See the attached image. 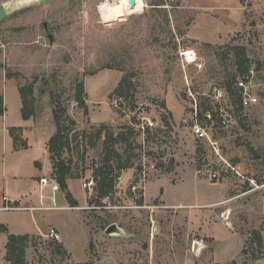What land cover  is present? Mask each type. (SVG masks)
Here are the masks:
<instances>
[{
	"label": "rangeland",
	"instance_id": "374dc122",
	"mask_svg": "<svg viewBox=\"0 0 264 264\" xmlns=\"http://www.w3.org/2000/svg\"><path fill=\"white\" fill-rule=\"evenodd\" d=\"M9 1L0 0V5ZM104 1L32 0L0 22V89L8 93L11 115L12 78L18 85L34 86L33 108L45 126L57 106L71 140L64 157L73 161L77 177L68 183L78 207L3 212L12 233L44 231L32 234L36 236L26 248L27 264H264V0H144L115 16L104 13ZM124 13L130 14L115 18ZM227 13L234 20L231 28L240 24L224 41L209 44L188 36L193 25V36L217 40L224 34L219 19ZM180 45L196 47L205 62L202 71L190 66L189 74L201 122L218 151L193 133ZM236 46L246 48L250 66L256 64L262 94L258 105L237 108L233 122L222 128L206 117L211 105L205 93L241 75ZM123 75L135 85V101L127 100V111L113 105L117 96L110 97ZM79 81L84 82L87 112L75 101ZM140 102L166 127L146 133L148 159L156 169L148 173L145 195H134L130 186L143 138L131 123L137 122ZM2 121L0 168L8 152ZM101 125L115 136L126 133L127 142L114 147L132 165L120 171L121 178L103 199L97 178L91 198L83 187L94 162L103 163L105 132L95 136ZM34 150L24 154L27 174L30 155L37 153L46 161L42 151ZM49 164L41 172L47 178L52 176ZM3 176L7 173L0 170V182ZM55 193L58 204L69 203L63 191ZM112 223L123 233L107 234ZM52 227L59 237L50 235ZM253 231L261 234V246L250 244ZM55 241L67 254L55 249ZM6 242L7 233L0 232V264H10Z\"/></svg>",
	"mask_w": 264,
	"mask_h": 264
},
{
	"label": "built area",
	"instance_id": "2783aa9c",
	"mask_svg": "<svg viewBox=\"0 0 264 264\" xmlns=\"http://www.w3.org/2000/svg\"><path fill=\"white\" fill-rule=\"evenodd\" d=\"M106 1V0H105ZM104 1V2H105ZM130 1V0H129ZM136 1V0H135ZM103 3V2H102ZM102 3L99 6V11L102 6ZM131 6H133L131 4ZM179 60L181 63L185 84L188 87V93L190 97V115L192 119V130L193 133L203 139H207L211 145L217 150L215 142L212 140V137L208 131L206 125L201 122V109L198 98L192 90V81L191 76L189 74V67L193 66L196 71H202L205 68V62L203 58L198 54V51L193 46L188 45H180L178 50ZM228 83V82H227ZM225 85H217L214 86L213 89L209 93H205L207 96V100L211 105V109L208 110L209 113L206 114V117L213 121L216 119L218 125L222 128H226L230 125V123L234 120L235 110L237 108L247 109L250 107H254L260 103V97L262 94V90L259 89L263 83L258 81V71L256 64L251 65L243 74L237 77L236 80L232 81L231 87L228 84ZM113 105L117 108L127 111L128 104L124 97L117 96L113 99ZM146 103L140 102L137 105V122L131 123V125L135 128L137 133L141 134L143 141L141 143L140 149V164L135 169L134 179L130 186L131 191L134 195H143V192L146 188V184L149 180L148 173L156 169V163L148 159V149L146 133L151 131L154 133L158 131V128H165L166 125L162 122H158V120L154 119L149 111L147 110ZM130 108V107H129ZM230 109L231 111H228ZM215 124V123H214ZM218 151V150H217ZM101 162L96 160L94 162V166L90 171V175L87 176L85 180H83V187L88 190L89 197L93 196L94 188L96 187L95 181V168L99 167ZM216 177V174H213ZM121 178V177H119ZM40 189L50 182L52 184L53 192L60 190L59 184L52 177L47 178L45 176L40 179ZM44 196L41 195V199ZM4 204L0 206V210L11 211V210H28V211H36V210H53L60 209L56 204L52 206H46L43 202L40 203L39 206H26L21 204L13 203L8 196L3 197ZM50 235L59 237L55 228L50 229Z\"/></svg>",
	"mask_w": 264,
	"mask_h": 264
},
{
	"label": "trees",
	"instance_id": "16d2710c",
	"mask_svg": "<svg viewBox=\"0 0 264 264\" xmlns=\"http://www.w3.org/2000/svg\"><path fill=\"white\" fill-rule=\"evenodd\" d=\"M244 2L245 0H240ZM234 49L237 51V55L241 57L239 61V69L241 74H243L250 66V61L247 58L246 48L244 46H236ZM106 68H112L106 66ZM9 76V73L6 74ZM231 87V82L227 83ZM19 90L22 95L23 107H22V116L24 119H30L36 116L35 109L33 108V101L31 96L34 95V86L33 85H19ZM112 96H121L134 104L135 98V85L131 78L127 75H123L119 80L117 86L113 90ZM53 98V97H52ZM165 107V104H164ZM240 109V108H238ZM5 103L4 96L0 93V114L5 113ZM85 112H87V106L85 103ZM56 130L55 133L50 137L48 141V152L50 154V159L52 162V178L56 180L59 184L60 190L65 194L66 199L68 200L70 206L78 207L79 203L74 197L73 193L69 189L68 180L74 177V164L71 159H66L64 157V152L67 148L71 146V140L67 132V128L62 124V112L57 106H54L52 110ZM201 118L202 111L200 112ZM164 122L168 125L169 120L168 116L163 117ZM9 132L14 141V147L18 148H28V143L22 137V127H10ZM105 132V139L103 142V148L105 150V155L103 157V163L99 167L95 168L94 174L95 178L98 179V191L99 197L105 198L108 197L112 190L115 187V182L117 178L120 177V171L126 168L132 167L129 160L126 162L123 161V157L120 156L118 151L115 149V143L127 142L129 137H125L126 134L124 131L118 133L116 136L111 128L107 125H101L95 131V136L101 138ZM88 134V133H87ZM132 134V133H130ZM112 158H114L115 163H112ZM39 164V163H38ZM143 202V197H142ZM0 232L7 233V242H6V255L5 259L10 262V264H27L26 261V248L27 245L35 238L36 235L32 234H16L9 231L8 227L0 223ZM55 249L62 254H67L65 247L60 245L59 242L55 241ZM251 245H262V237L258 231L252 232V238L250 239ZM245 252V249L243 250Z\"/></svg>",
	"mask_w": 264,
	"mask_h": 264
},
{
	"label": "crops",
	"instance_id": "0c3cea01",
	"mask_svg": "<svg viewBox=\"0 0 264 264\" xmlns=\"http://www.w3.org/2000/svg\"><path fill=\"white\" fill-rule=\"evenodd\" d=\"M217 3H220V0H214ZM226 10V9H225ZM216 16V14H214ZM218 18V16H216ZM219 20L223 21L224 24V34H221L217 40H211L209 38H200L199 36H193L191 33L192 26H190V30L188 31V36L193 38L194 40H198L200 42H206L209 44H217L219 41H224L228 38L235 29L238 27L237 24L231 28V24H233L234 20L230 17V14L227 13L225 17L220 18ZM195 23V20L192 22ZM192 35V36H191ZM192 46V45H190ZM194 47V46H193ZM196 48V47H195ZM197 49V48H196ZM7 80L5 77L2 81ZM11 80V79H10ZM12 83H14L12 95L10 96L12 99V115L11 110L9 108V96L6 93L5 88L0 89V93L4 96L5 103V113L3 115L0 114V118H2L3 127L6 132V140L8 142V152L3 153L1 172L7 173V176H3V180L0 182V206L4 204L3 197L6 195L9 199L12 200L13 203L21 204L25 202L26 206H39L41 202H43L46 206H52L56 204L60 209H72L69 203L66 204H58L59 196L52 190V186L50 189L49 184L45 185L43 189H40V179L44 175L41 173L42 169L46 164L50 163V157L48 152V141L50 137L55 133L56 125L54 121L53 115H50V122L47 126L43 123V116L32 117L30 119H24L22 116V95L19 90V85L12 78ZM36 119V120H35ZM52 121L54 122V126L51 125ZM10 127H22V137L28 143V148H18L14 147L13 138L10 135L9 128ZM35 149V150H34ZM34 150L38 152V150L42 151L46 155V161L43 160L37 153L29 156V170L30 173H25L22 165L24 163L26 152H30ZM25 154V155H24ZM39 163V164H38ZM52 173V164H49ZM10 172V173H9ZM70 181V179L68 180ZM69 184V183H68ZM32 187V188H31ZM35 191V194H33ZM37 194V195H36ZM64 194V193H63ZM41 195L44 196L41 199ZM74 195V194H73ZM145 195V191H144ZM37 198L34 199V197ZM65 196V194H64ZM75 197V196H74ZM66 198V197H65ZM76 198V197H75ZM77 200V198H76ZM34 201V202H33ZM78 201V200H77ZM68 202V201H66ZM42 211V210H36ZM6 212L4 210H0V223L5 224L9 231L11 230L10 222L7 220ZM56 226V225H55ZM16 234H44V231L38 232H18L15 231Z\"/></svg>",
	"mask_w": 264,
	"mask_h": 264
},
{
	"label": "water",
	"instance_id": "95a60500",
	"mask_svg": "<svg viewBox=\"0 0 264 264\" xmlns=\"http://www.w3.org/2000/svg\"><path fill=\"white\" fill-rule=\"evenodd\" d=\"M20 0H10L9 2L3 3L0 5V22L5 19L14 9H16L17 2ZM39 3L43 4H48L52 0H37ZM130 3L132 5H135L136 1L135 0H130ZM44 27L48 31V23L44 22ZM50 39L52 40V36L49 34ZM75 101L77 102V106L79 108H83L85 105V99H84V82L79 81L76 84V89H75ZM106 233L109 235H116V234H122L123 230L120 228V226L116 223L110 224L106 228ZM197 244H195V249L197 248Z\"/></svg>",
	"mask_w": 264,
	"mask_h": 264
},
{
	"label": "bare ground",
	"instance_id": "6f19581e",
	"mask_svg": "<svg viewBox=\"0 0 264 264\" xmlns=\"http://www.w3.org/2000/svg\"><path fill=\"white\" fill-rule=\"evenodd\" d=\"M29 1H32V0H20L17 2V6L24 4V3H27ZM108 2H111V3H108ZM106 4L104 6V13L106 11L109 16H115L118 14H122L129 7L133 10L136 7V5H139V6L143 5L144 0H136L135 5H133V6H131V3L129 0H106ZM126 14H130V13H124L123 15H121L119 17H115V18H120ZM107 18H109V17L107 16ZM110 19H114V18H110Z\"/></svg>",
	"mask_w": 264,
	"mask_h": 264
}]
</instances>
